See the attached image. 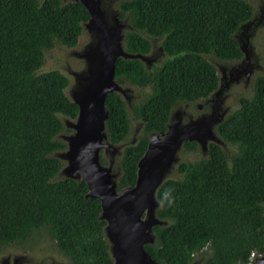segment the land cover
<instances>
[{
	"label": "trees",
	"instance_id": "trees-1",
	"mask_svg": "<svg viewBox=\"0 0 264 264\" xmlns=\"http://www.w3.org/2000/svg\"><path fill=\"white\" fill-rule=\"evenodd\" d=\"M119 17L130 53H147L144 33L160 40L165 61L147 70L139 59L118 57L119 83L149 86L132 115L142 122L136 142L119 158L117 190L132 186L148 135L164 131L178 103L205 100L218 87L215 65L235 63L241 52L234 34L253 16L247 0H120ZM89 13L80 2L0 0V253L6 249L54 253L68 264H112L99 220L100 201L86 197L83 180L57 177L65 148L59 115L78 107L64 93L67 78L42 70L56 45L73 47ZM251 93L215 128L230 154L210 142L207 155L181 161L178 176L157 189L156 241L145 250L160 264H247L264 256V74ZM107 138L127 139L128 113L115 92L105 100ZM183 149L196 152L195 141ZM102 162V159H100Z\"/></svg>",
	"mask_w": 264,
	"mask_h": 264
},
{
	"label": "water",
	"instance_id": "water-1",
	"mask_svg": "<svg viewBox=\"0 0 264 264\" xmlns=\"http://www.w3.org/2000/svg\"><path fill=\"white\" fill-rule=\"evenodd\" d=\"M67 1L80 2L89 13L82 24L88 39L81 44L78 38L69 52L83 62L82 66L70 70L68 75L60 71L67 78L64 93L77 105L78 111L75 117L65 121L71 132L60 136L65 148L56 155L64 164L56 176L83 180L88 189L85 196L99 199L98 219L105 222L103 235L112 264H160L145 250L146 244L156 241L154 226L166 224L156 216L160 205L157 189L168 179L169 171L178 162V151L184 141H195L204 155H207L210 142L223 147V140L215 131L225 119L222 90L229 83L237 82L242 75L246 76L248 83L255 67H258L251 61L253 49L245 33L253 21L248 19L239 24L233 35L242 55L240 61L229 69L228 78L223 70L218 76V87L210 98L209 113L184 122L180 117H171L165 131L152 133L137 162L134 184L118 191L120 169L113 172L112 166L115 155H121L123 148L119 143L111 142L105 131L109 114L105 106L106 97L109 93L123 91L114 78L115 61L118 57L138 58L150 67L153 59L124 49V22L118 17L120 10L107 6L109 0ZM101 151L109 158L107 165L101 163ZM33 257V254L22 253H15L12 257L0 256L6 261L4 264L9 260L20 264V259ZM200 260L195 259L191 264H200ZM247 264H264V256L255 257Z\"/></svg>",
	"mask_w": 264,
	"mask_h": 264
},
{
	"label": "rangeland",
	"instance_id": "rangeland-1",
	"mask_svg": "<svg viewBox=\"0 0 264 264\" xmlns=\"http://www.w3.org/2000/svg\"><path fill=\"white\" fill-rule=\"evenodd\" d=\"M247 1L250 3L253 9V16L250 18V20L253 22L249 24L245 33L248 35L249 43L253 49V55H252L251 61L255 63L258 67H255L252 75L250 76L248 83H246V76L242 75L237 82L229 83L228 86L222 90L221 97L224 99L222 107L223 109L226 110L225 117L239 106V98L241 96H247L251 93L252 78L256 74H259V73L264 74V5H263L264 0H247ZM119 2L120 0H109V2L107 3V6L108 7L111 6V8L119 11V8H118ZM262 5H263V8L262 10H260ZM123 19L124 17L121 18V20ZM125 30L126 29H123V33H125ZM87 39H88L87 33L83 29L79 37V41L82 44ZM149 39L152 41V49L150 53L148 54V56L152 59H155V64L159 65L161 64L163 60L166 59V55L159 48V43H160L159 39H153L151 37H149ZM70 50H71V47H67L63 45H56L53 49H51L45 54L44 63L41 66V68L44 66L42 70L57 69L61 71L62 73L68 75V72L70 70H76L80 68L83 62L77 59L76 57H74L72 54H70L69 53ZM206 58L215 65L218 76L221 75L222 70H223L226 78H228L229 76V69L234 64L240 61L239 59V61L235 63H222L217 60H214L211 56H206ZM121 87L125 88V91H126V95L122 96L121 94V96L124 99L125 104L127 106L128 118L130 122V131L127 136V139L118 144V145H122V148H123V146H126L127 144H130L134 140H136L140 133L141 122L135 119V117H133L131 108L132 106L137 104L139 101H141L144 97L148 95L150 88L149 86L139 87V86L130 84L127 81L124 84H121ZM198 104L201 105V109L198 108ZM174 108L184 111L186 115L192 114L194 116L199 113H203V114L209 113L210 102L206 103L205 100H200L198 101L197 104L190 103L188 105L181 102V103L176 104ZM59 116H60V119L64 127L63 131L58 134L60 138V136L62 137L63 135L69 134L71 132V129L65 125V121H67L70 118L64 115H59ZM192 118H196V117H192ZM186 120H187V117H183L182 121L184 122ZM223 148L226 150L228 154H230L231 151L233 150V147L225 143L224 140H223ZM199 155L204 156L199 146H197L196 152H189L183 149V147L181 146L180 150L178 151V162L175 163L173 168L169 171L167 178H174L178 176L176 168L179 162L195 160ZM120 156H121L120 154L115 155L113 166H112L113 172H116L118 169H120L119 175L121 174V167L119 164ZM100 158L102 159V162H101L102 164L104 165L108 164L109 158L108 156L104 155L102 151L100 152ZM15 253L31 255L33 253H36V251L23 252L19 249H6L0 253V256L9 255L10 257H12L15 255Z\"/></svg>",
	"mask_w": 264,
	"mask_h": 264
},
{
	"label": "flooded vegetation",
	"instance_id": "flooded-vegetation-1",
	"mask_svg": "<svg viewBox=\"0 0 264 264\" xmlns=\"http://www.w3.org/2000/svg\"><path fill=\"white\" fill-rule=\"evenodd\" d=\"M119 13H120V11H119ZM119 13H118V17H119ZM124 17V19H123V22H124V29H126L125 30V32L127 31V30H131L130 28H132L131 27V25L127 22V17L126 16H123ZM122 18V17H121ZM121 18L119 17V19L121 20ZM129 28V29H128ZM144 36L147 38V41L149 42V45H150V47H149V51L147 52V53H144V54H142V53H139V54H142V55H147L148 56V54L150 53V51H151V49H152V41L149 39V37H151V38H153V39H158L157 37H152V36H149L148 34H146V33H144ZM152 39V40H153ZM159 42H160V40H159ZM124 47V46H123ZM159 48H160V50H162L163 52H164V50L162 49V47L160 46V43H159ZM130 53V52H129ZM165 53V52H164ZM132 54H135V53H132ZM138 59V58H137ZM140 61H141V63L143 64V66L147 69V70H152L153 69V67H157V66H160L165 60H163L162 62H161V64H159V65H156L155 64V59H153V62L151 63V65H150V67H147L146 65H145V63L141 60V59H139ZM115 78V77H114ZM116 81H117V79H116ZM117 83L121 86V84H124V83H119V81H117ZM139 87H142V86H139ZM121 89L123 90L122 91V93H119V92H115V93H117L121 98H122V96L124 95H126V91H125V88H122L121 87ZM121 94H122V96H121ZM212 94H213V92L210 94V96L208 97V98H206L205 99V102L207 103V102H210V98H211V96H212ZM122 100H123V102H124V104H125V101H124V99L122 98ZM198 103V102H197ZM197 103H195V104H197ZM185 104H187L188 105V103L186 102ZM125 107H126V110H127V106H126V104H125ZM133 107L134 106H132V108H131V112L133 111ZM175 107V106H174ZM172 108L171 110H170V114H169V116H168V121H167V123H166V126H165V130H166V128H167V125L168 124H170L171 123V120H172V118L171 117H180V119L182 120L183 119V117H187V120L190 118V119H194V118H192V117H201V116H203V115H205L206 116V114L207 113H199V114H196V115H192V114H185V112L184 111H181L180 109H175V108ZM198 108L199 109H201V105H199L198 104ZM128 113V112H127ZM182 117V118H181ZM135 119H137V118H135ZM137 120H139V119H137ZM180 120V121H181ZM140 121V120H139ZM141 122V121H140ZM141 130H142V122H141V127H140V133H141ZM164 130V131H165ZM159 132H163V131H159ZM159 132H151V133H149V135H148V139H149V136L152 134V133H159ZM139 133V134H140ZM138 137H139V135H138ZM138 137H137V139H138ZM137 139L136 140H134V142H136L137 141ZM123 148H124V146H123ZM123 150V149H122ZM33 255H34V257L33 258H28L27 260H23V259H20V264H68L67 263V261H66V259H64V258H61L60 256H57L56 254H54V253H49V252H46V253H41L40 254V252L39 251H36V253H33ZM6 261L5 260H2V258H0V264H4ZM251 262V261H250ZM249 262V263H250ZM6 264H13L12 263V261H8Z\"/></svg>",
	"mask_w": 264,
	"mask_h": 264
}]
</instances>
